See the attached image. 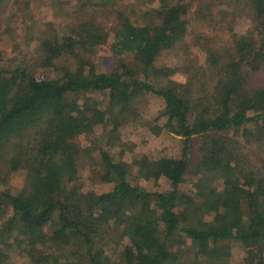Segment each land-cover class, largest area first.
<instances>
[{
    "label": "trees",
    "instance_id": "1",
    "mask_svg": "<svg viewBox=\"0 0 264 264\" xmlns=\"http://www.w3.org/2000/svg\"><path fill=\"white\" fill-rule=\"evenodd\" d=\"M211 2L165 0L145 22L115 9L110 24L84 18L43 38L32 62L0 54V160L31 158L21 188L0 184V264H179L191 242L187 264H221L230 240L242 245L244 264H264V161H251L227 135L241 128V136L264 146V81L256 79L264 71V0H250L254 34H233L224 52L209 48L188 81L156 86L148 79L157 56L185 36L189 12L206 20L214 15ZM102 46L134 58L143 77L127 65L95 69L83 55ZM37 68L55 75L37 76ZM94 93L105 102L89 97ZM149 94L161 99L164 126L181 150L140 154L133 164L145 179L165 178L168 188L149 193L133 185L131 163L114 160L98 143L113 186L80 198V139L92 142L94 128L110 120L117 129ZM189 173L192 191L184 189Z\"/></svg>",
    "mask_w": 264,
    "mask_h": 264
},
{
    "label": "rangeland",
    "instance_id": "2",
    "mask_svg": "<svg viewBox=\"0 0 264 264\" xmlns=\"http://www.w3.org/2000/svg\"><path fill=\"white\" fill-rule=\"evenodd\" d=\"M104 1L107 4L97 8L84 5V0H0V54L4 59L24 58L32 62L41 54L40 43L43 38L60 34L84 18H92L99 24L107 25L117 19L114 10L118 9L123 10L124 16L129 19L145 22L148 18L145 15L146 12L150 15L151 11L159 9L165 0ZM211 1L213 2H211L213 4L211 10L214 15L201 20L193 11L189 12L187 32L183 39L173 48L157 56L154 70L148 78L152 84L159 86L169 80L186 82L198 73L197 68L204 64L209 48L224 52L230 45L233 34L244 36L254 34L251 33L254 27L249 16L250 0ZM219 2L223 3V6H218ZM83 58L93 64L98 71L121 70L123 65H127L137 77H143L142 66L140 63H135L134 58L126 54L115 55L104 46L98 47L88 54V57L83 55ZM81 66L87 67V65ZM34 73L37 76L49 78L55 75L52 68H37L34 69ZM256 79L264 81V71ZM194 83L197 84L196 79ZM89 97H96L102 103L105 102V97L101 94H89ZM137 112V115L130 116L128 121H124L117 129H112L114 120H110L105 125L96 126L90 134L92 142L80 139L82 151L77 159L80 198L86 194L107 191L113 186L111 176L104 172L99 163V144L111 154L114 160L131 163L129 180L133 185H139L149 193L164 191L168 188V181L165 178L145 179L141 176L133 161L140 154H147L153 158L161 155L177 156L181 150V142L164 126L166 111L160 98L149 94L139 102ZM260 125L264 133V121ZM240 129H230L227 135L238 142L241 153L250 157L251 161L255 163L264 161L262 143L241 136ZM198 140L200 141L199 138ZM198 145V141L193 144V157L197 154ZM30 159L26 156H16L5 161L0 160L1 186L10 189L21 188L30 173ZM191 181L193 176L189 173L184 184L185 190L192 191ZM11 230L13 233V229ZM122 244H119L118 252ZM226 244L230 246L231 253L226 258H222L221 264H244L242 245L234 240ZM39 248L45 249L41 246ZM19 254L17 249H13L11 258L18 262ZM193 254L194 244L191 242L183 252V258L179 264L191 262L194 258Z\"/></svg>",
    "mask_w": 264,
    "mask_h": 264
}]
</instances>
